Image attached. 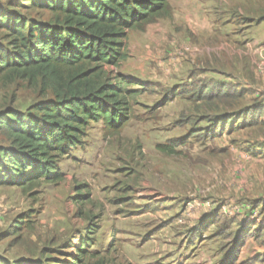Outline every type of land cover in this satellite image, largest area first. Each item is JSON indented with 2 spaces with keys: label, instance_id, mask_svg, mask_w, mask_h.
<instances>
[{
  "label": "rangeland",
  "instance_id": "1",
  "mask_svg": "<svg viewBox=\"0 0 264 264\" xmlns=\"http://www.w3.org/2000/svg\"><path fill=\"white\" fill-rule=\"evenodd\" d=\"M246 1L262 2L169 0L170 19L129 33L119 72L147 85L134 118L119 134L92 124L60 161L61 182L29 193L0 189V259L70 262L72 246L96 225L84 264H264L263 136L235 126L218 136L202 118L215 112L188 100L202 84L238 75L226 55L239 45L230 34L240 21L227 8ZM171 90L184 94L170 100ZM33 100L30 91L0 86V110L24 111ZM26 214V228L9 235Z\"/></svg>",
  "mask_w": 264,
  "mask_h": 264
},
{
  "label": "trees",
  "instance_id": "2",
  "mask_svg": "<svg viewBox=\"0 0 264 264\" xmlns=\"http://www.w3.org/2000/svg\"><path fill=\"white\" fill-rule=\"evenodd\" d=\"M171 17L169 0L0 3V86L30 91L34 99L24 111L11 105L0 110V189L29 193L43 184L59 183L63 180L60 161L84 144L92 124L101 123L108 135L119 134L127 127L134 118L133 107L147 93V85L119 72L129 57L128 35L144 32L149 25ZM237 89L234 85L204 83L188 100L215 112L212 118H202L218 136L225 127L228 134L237 130L234 126L259 131L264 156L261 110L254 105L245 111L241 103L247 92ZM183 94V90H171L168 96L175 100ZM14 98L15 93L10 103ZM207 133L200 135L207 138ZM157 149L174 154L166 146ZM27 217L16 219L13 228L17 232L9 235H20ZM96 232V225H88L85 236L72 246L76 255L68 256L70 262L59 264H84L90 255L87 249L94 242L88 236ZM46 261L9 262L1 258L0 264H49Z\"/></svg>",
  "mask_w": 264,
  "mask_h": 264
},
{
  "label": "crops",
  "instance_id": "3",
  "mask_svg": "<svg viewBox=\"0 0 264 264\" xmlns=\"http://www.w3.org/2000/svg\"><path fill=\"white\" fill-rule=\"evenodd\" d=\"M260 1L262 2L250 3L246 1L245 4L240 6L233 4L228 6L227 11L232 10L231 17L233 19L237 17V20L240 21L238 24L235 22L236 31L232 30L230 34V36L239 39L237 40L239 45L229 46L226 55L229 56V60H232L230 62L231 66L234 65L232 68L238 75L232 74L234 75L232 76L230 73H225V82L217 83L234 85L246 91L247 95L241 106L246 111L257 105L261 110V121H264V19L260 18L264 16V0ZM227 21H230L229 18ZM231 55L233 58H231ZM234 58L236 63L233 60ZM235 64L240 67H235ZM221 73L218 75H221ZM240 76L242 80H240ZM244 102L250 103L244 104ZM262 239L264 240V234ZM260 245L259 255L262 256L264 254V244L260 243Z\"/></svg>",
  "mask_w": 264,
  "mask_h": 264
}]
</instances>
